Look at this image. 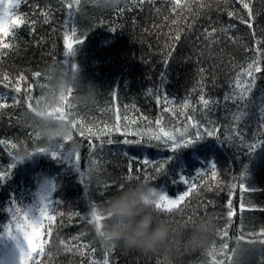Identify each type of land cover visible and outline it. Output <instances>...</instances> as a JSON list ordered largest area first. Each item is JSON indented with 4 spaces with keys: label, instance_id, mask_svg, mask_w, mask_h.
<instances>
[{
    "label": "trees",
    "instance_id": "trees-1",
    "mask_svg": "<svg viewBox=\"0 0 264 264\" xmlns=\"http://www.w3.org/2000/svg\"><path fill=\"white\" fill-rule=\"evenodd\" d=\"M243 2L250 5L251 19L241 0H179V5L175 0L142 4L127 0L119 7L124 9L121 14L96 8L91 0L20 3L14 11L28 22L14 29L13 37L0 35L12 45L0 47V103L6 105L0 108V141H4L0 170H8L13 156L24 155L25 149L58 142L41 138L45 125L33 114L34 105L43 107L51 120L64 121L54 119L49 109L68 96L73 118L94 132L108 134L74 135L80 166L69 144L58 153V160L36 156L37 163L27 160L11 170V179L0 184V264H19L16 241L4 230L11 219L10 199L15 198L17 206L38 207L40 183L45 180L57 185L49 212L56 220L42 219L44 227L39 231L45 235L35 241L44 243L39 264H103L104 259L109 264H264V112L259 107L264 103V0ZM66 36L75 49L72 55H67ZM76 38L83 43H75ZM253 61L260 62L262 71L256 74L248 98L247 122L238 126L245 144L261 143L249 153L237 139L224 140L236 126L231 117L242 105L223 97L235 91L237 79L247 80L242 73ZM61 74L70 78L73 87L57 94ZM41 94L43 99L35 102ZM200 96L210 101L207 108ZM188 117L202 131L219 129L221 139L205 136L195 147L175 153L155 146V141L143 142L161 127L177 135L184 129L195 131ZM113 125L122 130L109 131ZM36 134L41 140L35 139ZM125 140L141 142L125 144ZM145 159L155 165L164 162L163 173L145 165ZM93 160L100 171L92 172L88 180ZM141 183L171 199L188 191L189 184L194 186L179 210L155 213L172 226L167 248L146 253L123 245L105 246L95 223L87 222L91 205L103 209L121 189ZM241 184L249 190L241 189ZM201 233L207 236H201L198 247L187 243Z\"/></svg>",
    "mask_w": 264,
    "mask_h": 264
},
{
    "label": "snow or ice",
    "instance_id": "snow-or-ice-1",
    "mask_svg": "<svg viewBox=\"0 0 264 264\" xmlns=\"http://www.w3.org/2000/svg\"><path fill=\"white\" fill-rule=\"evenodd\" d=\"M21 2H26V0H7L6 6L4 11L0 13V35L3 37H13L15 36L14 29L24 26L28 21L26 18L19 15V13L15 12L14 10L17 9ZM76 4L80 3V0H75ZM144 0H140L142 4ZM176 4L179 5V0H175ZM242 2V7L247 9L249 12V19H251V9L250 5L247 2ZM0 5H5V0H0ZM69 9L73 8V4L66 5ZM117 14H121L124 9L117 8L115 9ZM245 22V21H242ZM248 27L251 28V23H248ZM73 37H75V30H73ZM179 35L175 37V39H179ZM75 43L80 44L83 43L82 40L79 38L75 39ZM65 45L68 49L67 55L74 54L75 49L73 48V44L69 42V38L65 37ZM12 45L4 42L3 39H0V47L4 49H9ZM262 68L260 66L259 61H253L247 66V69L242 76L247 77L246 81H242L240 79L236 80L235 83V91L230 95H226L223 97L225 101H232L234 104H240L242 107L238 110V113L231 117V120L234 122V125L231 129V133L224 137L225 141H232L233 139H237L240 142V145H243L249 153H254L258 148L261 147V143H251L245 144V138L242 131L239 130V125L241 121L247 122V110L248 104L251 103L249 101V95L252 92L258 73H261ZM39 76V74H37ZM5 80L8 77H4ZM47 79V78H46ZM17 92L20 91V88L17 87L15 89ZM71 90H69V96L71 94ZM31 99V97H29ZM43 99V95L41 94L35 102L39 103ZM199 100L201 104L207 108L210 101L206 99L204 96H200ZM4 103H0V108L5 107ZM31 104L28 105L29 109L31 108ZM260 110L264 112V103L260 104ZM72 105L68 100V96L61 97V104L56 106L55 108L49 109V115L53 116L54 119L57 120H64L65 122H70L71 127L73 128V133L66 138L59 139L55 145H47L44 144L43 146H37L34 150L25 149L24 155H14L12 158V162L8 165V170H0V184L11 179L13 172L11 170L15 169L17 164L23 163L27 160H33L34 164L37 161L34 159L36 156H45L52 160H58L59 156L58 153L63 151L66 145L71 144V155L75 159V163L77 166H80L81 162V155L76 147V141L74 140V135L78 134L80 136H84L85 133L89 137L95 136L99 138L100 135H107V132L101 133L98 129L97 131H93L92 128L87 127L82 121L78 118H73V114L71 112ZM191 128L195 131L189 132L188 129H184V131H179L177 135L175 131H167L164 130L162 127L153 134L147 135L146 138L143 139V142L146 144H151L152 141L156 142L157 147L163 145L168 148L173 153L177 152L181 149L193 148L197 143H199L205 136L213 137L215 136L217 139H221L219 135V129L217 128H207L205 127L203 131L201 130V126L195 122L191 121V117L187 118ZM157 125L160 124V121L155 122ZM111 130H122L120 126L113 125ZM137 135L135 131L132 133H128L124 131V135ZM36 140H41V138L36 134ZM111 143V141H108ZM137 143L139 144L141 141H129L125 140V144L130 143ZM4 143V141H0V144ZM236 146V145H234ZM12 148H16L15 144L11 145ZM91 147V145H90ZM145 165L152 164V161L145 159ZM164 162L155 165L152 164V167L155 171L163 173L164 171ZM211 176L213 179L216 177V164H211ZM99 172L100 168L97 166V161H92V167L89 169L88 180H91V173L92 172ZM46 173L45 171H41ZM84 173H81L82 181L84 182ZM184 183H188L186 180H183ZM39 183V182H37ZM57 185L55 183L50 182L49 180H45L43 183H40V190H39V206L32 209L26 208L25 206H17V201L15 198L10 199L9 204L10 206L7 208V212L10 214L11 219L9 222L4 225V230L7 235L14 241H16L17 247L19 248V264H39V257L44 254V243L37 244L36 238L43 237L45 233L39 231V229L43 228L44 225L42 224V219H47L49 222L56 220V215L52 214L49 215L50 210H52V204L54 201L51 199V193L56 190ZM194 186L189 184L188 191H186L183 195L179 196L176 199H171L168 195L161 192H155L154 195H157L158 198L155 201L153 211L156 214H170L176 210H179L181 205L186 202V198L192 193ZM240 188L247 191L249 189L245 188L243 184L240 185ZM121 191H124L121 189ZM54 211V210H53ZM38 213V215L36 214ZM62 215V214H61ZM231 215V212L229 213ZM106 217L102 214V209L98 208L96 205H91L90 208V218L87 219L89 224L95 223V232L97 235H100L102 230V220ZM29 229L31 231H29ZM52 229L51 224L48 226L47 235L51 236ZM226 235V233H224ZM264 234V233H262ZM72 239H78V237H73ZM64 243V241H61ZM264 244V240L261 241ZM67 248V245H66ZM228 244H223V249H227ZM71 251L70 248L67 249ZM210 256L214 255V250L208 253ZM223 251L220 252V255H223ZM231 260V257H228ZM103 264H109L108 259L103 260ZM219 264H224L223 261H220Z\"/></svg>",
    "mask_w": 264,
    "mask_h": 264
},
{
    "label": "clouds",
    "instance_id": "clouds-1",
    "mask_svg": "<svg viewBox=\"0 0 264 264\" xmlns=\"http://www.w3.org/2000/svg\"><path fill=\"white\" fill-rule=\"evenodd\" d=\"M91 3L102 10H115L125 6L127 0H91ZM57 80V94L60 91L66 93L69 87H73L70 78L63 74L58 76ZM51 100L53 103L57 102L56 97H51ZM34 109L33 114L45 125L40 133L42 139L52 142L73 133L70 122L51 120L43 107L34 105ZM100 179L103 180L102 177ZM155 192L157 190L152 186L141 183L110 198L102 209V214L107 219L98 235L100 241L105 246L123 245L146 253L166 249L172 238L173 229L167 221L160 219L153 211L158 198L154 195ZM93 227H95L94 224ZM201 236L206 237L207 233L193 235L187 243L198 247Z\"/></svg>",
    "mask_w": 264,
    "mask_h": 264
},
{
    "label": "rangeland",
    "instance_id": "rangeland-1",
    "mask_svg": "<svg viewBox=\"0 0 264 264\" xmlns=\"http://www.w3.org/2000/svg\"><path fill=\"white\" fill-rule=\"evenodd\" d=\"M5 1H6V3H7V0H5ZM13 2H14V0H13ZM3 6H5V5H0V8L3 7Z\"/></svg>",
    "mask_w": 264,
    "mask_h": 264
}]
</instances>
